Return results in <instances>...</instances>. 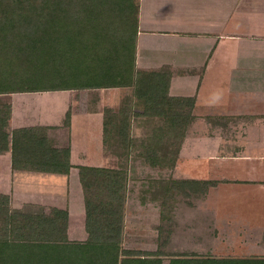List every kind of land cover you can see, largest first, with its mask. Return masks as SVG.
<instances>
[{
    "label": "crops",
    "instance_id": "0c3cea01",
    "mask_svg": "<svg viewBox=\"0 0 264 264\" xmlns=\"http://www.w3.org/2000/svg\"><path fill=\"white\" fill-rule=\"evenodd\" d=\"M134 2L138 6L135 79L153 82L160 89L163 106L177 115L173 122L183 125L177 128L183 134L169 166L173 179L189 185L186 188L191 196H184V205L193 206V210L184 206L188 213L174 217L180 215L190 221L192 229L210 238L209 243L217 252L228 253L230 249L232 253L264 256V0ZM90 89L97 88L72 91ZM101 89L103 107L120 109L127 97L131 107L139 111L136 103L141 95L134 85ZM10 95L0 106L10 108V129L34 127L40 137L50 138L55 147L69 148L71 169L66 174L43 172L32 166L16 168L11 152H0L7 156L0 159V185L8 180L9 186L17 190L16 195L21 191L33 193L31 189H37V181L28 179L30 173L54 175L65 185L74 170L79 174L80 165L113 167L114 159L104 155L96 164L76 161L73 135V145L71 137L66 143L64 139L60 142L52 136L59 123L43 116L35 123L24 121L23 116H17V99L12 97L17 94H4ZM87 103L90 104L89 99ZM82 111L77 113L91 116L95 112L91 107ZM99 112L103 124L105 115ZM139 113L130 115L134 123L145 118ZM150 117L154 121L161 118ZM78 181L75 195L69 188L62 193L64 187H57L55 197L66 202L72 220L77 216L76 207L80 208L74 204L81 201V226L87 236L74 239L84 241L89 233L79 176ZM69 232L75 234L70 228Z\"/></svg>",
    "mask_w": 264,
    "mask_h": 264
},
{
    "label": "trees",
    "instance_id": "16d2710c",
    "mask_svg": "<svg viewBox=\"0 0 264 264\" xmlns=\"http://www.w3.org/2000/svg\"><path fill=\"white\" fill-rule=\"evenodd\" d=\"M137 14L134 0H0V50L4 53L0 65L9 67L7 73L12 72L15 80L8 88L0 87V94L134 85L140 99L145 98L144 111L152 112L150 104L162 103V99L153 82L135 79ZM113 116L118 117L114 120ZM121 116L105 115V140L116 132L114 129H126ZM176 116L171 113L169 126L181 136L183 130L179 133L177 128L183 125L173 122ZM10 117V112L0 107V152H11L14 167L70 172L69 148L55 147L34 127L10 129ZM121 172L80 165L89 233L84 241L69 240L67 209L54 207L53 215H12L11 196L1 192L8 213L1 214L0 264H156L154 257L121 258V226L114 225L118 221L115 214L122 218L125 208L126 187ZM223 261L264 264V257L209 258L202 262ZM190 262L181 258L171 264Z\"/></svg>",
    "mask_w": 264,
    "mask_h": 264
},
{
    "label": "rangeland",
    "instance_id": "374dc122",
    "mask_svg": "<svg viewBox=\"0 0 264 264\" xmlns=\"http://www.w3.org/2000/svg\"><path fill=\"white\" fill-rule=\"evenodd\" d=\"M2 58H4V53L0 50V59ZM9 69L7 66L0 65L1 88H8L15 83L14 74L12 72L11 74L7 73ZM14 93L17 94L12 95V97L17 99L15 105L17 106L16 111L20 113L17 115L18 117L23 116L24 121L28 120L35 123L37 119L42 120L43 116L45 119L59 123L55 125L57 128L52 130V136L60 142L64 139L63 142L66 143L69 137L72 141L71 135H73L76 146L73 157L76 161L96 164L103 159L104 155L110 157L111 160L114 159L111 161L113 167L108 168L122 171L121 175H123L126 187L125 208L122 218L121 215L115 214V220L118 221L114 223V225L121 226V239L119 240L121 258L124 256L154 257L158 261L156 264H171L173 259L185 258L191 260L190 264H203L202 261L209 258L264 257L249 256L247 253H232L230 249L227 250L228 253H221L220 251L219 253L216 247H212L209 243L210 238L208 239L207 236L199 234L198 230L192 229L190 221L185 220L182 216L180 220V215L174 217V214L177 213H183L184 216L187 210L184 209V196L191 195L186 188L189 185L185 181L173 179V172L170 171L172 168L169 165L175 159L174 150L179 144L180 135L173 133L170 128L171 113H169V108L163 106L161 102L150 104L154 107L151 112L147 109L144 111L143 102L145 100L139 99L136 103L139 111H141L139 113L138 110L131 107L132 103L126 97L122 101L120 112H113L119 109L116 106L111 107V110H113L109 112L107 111V105L103 107L105 101L104 89L101 88L83 92L50 90ZM19 93L23 94L19 95ZM7 98H11V95L7 97L0 94V106ZM88 99L90 104L87 103ZM86 107H91L92 111L95 110V112L91 116L77 113L78 111L79 113L83 112V108ZM4 110L10 112L9 107L4 108ZM99 111H103V115L122 113L121 119L125 118L123 125L126 129H114L116 132L108 135L107 140H105L104 125L101 122L102 117ZM135 113L141 115L143 113L145 118L143 117L139 122L134 123L130 119V115ZM151 115H158L161 118L154 121L150 117ZM117 117H114V120ZM4 156L0 153V159L3 160ZM41 174L30 173V177H27L37 181V189H31L33 193L21 191L20 194L16 195L17 190L9 186L10 181L8 180L2 183L5 186L0 185V187H3L0 188V193L11 191V194H9L11 195L10 214L14 215L22 212L53 215L55 213L53 211L54 207L59 206L63 210L66 209V202L61 198L59 199V196L58 199L55 197V192H58L56 188L64 187L62 193L69 188L71 193L75 195L73 190L75 182L79 183L78 171L74 170L73 176L66 180L68 183L65 185V182L62 183L59 177ZM177 175H179L178 172ZM20 182H23V180L20 179ZM167 186L171 188L168 190ZM50 191L54 193H50ZM2 202V196H0V230L4 227L1 222V214L8 213L4 206L6 204ZM77 202L78 204L74 205L81 208V201ZM186 206L189 207L188 211L193 210V206L188 204ZM80 208L76 207L77 216H74L73 220L68 217L66 229L70 241H76L79 238L82 240L87 236V234H84L83 226H81L84 224V219L81 217L83 215H80ZM186 213L188 212L186 211ZM185 224L188 228L184 230ZM69 228L75 234H71ZM222 264L229 263L223 261ZM234 264L243 263L235 262ZM259 264L262 263L259 262Z\"/></svg>",
    "mask_w": 264,
    "mask_h": 264
}]
</instances>
